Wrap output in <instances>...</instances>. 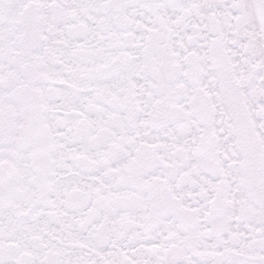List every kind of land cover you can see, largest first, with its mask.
<instances>
[{
  "label": "snow or ice",
  "instance_id": "6c2138e0",
  "mask_svg": "<svg viewBox=\"0 0 264 264\" xmlns=\"http://www.w3.org/2000/svg\"><path fill=\"white\" fill-rule=\"evenodd\" d=\"M0 264H264V0H0Z\"/></svg>",
  "mask_w": 264,
  "mask_h": 264
}]
</instances>
